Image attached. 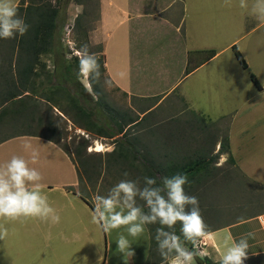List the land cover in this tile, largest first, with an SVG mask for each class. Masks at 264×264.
Listing matches in <instances>:
<instances>
[{
    "label": "crops",
    "instance_id": "crops-1",
    "mask_svg": "<svg viewBox=\"0 0 264 264\" xmlns=\"http://www.w3.org/2000/svg\"><path fill=\"white\" fill-rule=\"evenodd\" d=\"M19 2L13 0L16 6ZM98 14L92 34L101 45L105 77L140 106L154 101L153 106L140 111L142 115L137 111L139 121H144L147 128L163 125L168 130L164 137L156 133L148 138L150 146L159 147L151 154L153 158L173 166L175 170L168 175L197 171V161L213 158L209 171L214 172L228 157L219 154L226 132L235 167L260 187L256 206L263 205L264 210V22L242 9L240 0H231L230 6L224 0H99ZM233 47L242 55L247 69L241 67ZM226 50L232 51L235 60L229 56L218 62ZM202 51L215 55L204 60ZM15 61L0 58L3 65ZM209 66L218 71L209 78L217 84L209 90V100H214L219 109L217 115L198 108L193 100L203 88H211L209 79L203 87L197 76ZM251 75L260 88L251 81ZM174 97L185 104L184 110L158 118L173 107ZM200 115L207 121L199 120ZM221 118H227V130L222 122L214 128L208 123ZM26 123L13 125L9 115L0 121V129L23 128ZM25 144L31 149L26 150ZM32 150L39 154L36 163L31 162ZM13 156L25 158L29 167L40 172V190L60 221L0 218V229H7V237L0 240V264H156V245L151 244L154 225L146 226L139 238L128 237L134 256L121 253L116 241L120 233L127 236L126 230L105 233L93 222L95 203L78 194L79 170L59 145L33 136L0 140V165ZM198 172L195 176L204 175L203 169ZM197 197L200 209H204L202 198ZM208 233L194 250L199 258L220 263L234 239L251 233L245 262L263 264L259 261L264 258V211L208 229Z\"/></svg>",
    "mask_w": 264,
    "mask_h": 264
},
{
    "label": "trees",
    "instance_id": "trees-1",
    "mask_svg": "<svg viewBox=\"0 0 264 264\" xmlns=\"http://www.w3.org/2000/svg\"><path fill=\"white\" fill-rule=\"evenodd\" d=\"M62 2L63 0H57V4L53 6L47 0H30L28 2L23 0L17 8L19 14L25 17L26 23L31 26L28 33L23 37L17 36L14 39H0V51L4 47L3 43L7 42L5 44L7 51L0 54V57H4L7 61L16 58L14 64H0V79H3V81L0 80V121L9 115L11 121H27V132L10 138L33 136L44 138L59 145L68 154L71 161L77 165L80 178V166L83 169L95 167L94 160L89 157L84 158L89 142L84 136H81L78 143L74 144L72 152L66 147H62L60 142L64 137H62L59 126L53 122L55 108L63 115V120L70 121L75 128L86 132V134L111 140L114 149L107 152V169L113 163L114 166L120 167L123 171L125 169L132 174H137L136 179L142 176H150L156 178L157 183H160L163 177L174 176L168 175V172L174 169L172 165L168 162L158 161L151 155L154 154V149L159 147L146 144L148 138H154L156 133L159 137H164L168 132L166 127L162 125L156 129L147 128L144 121H139L138 115L132 109L123 110L111 106L106 95L100 90V82L91 81L89 83L91 92L81 83L77 75L78 60L75 59L77 62L76 71L72 68L70 61L66 62V52L62 48L61 42V32L64 25L59 23ZM25 3L27 5L24 7ZM62 20L65 22V17ZM78 21L76 22L77 25L79 24ZM99 48L98 53L101 52V45ZM233 51L241 67L247 69V64L240 52L235 47H233ZM200 53L204 55V60L215 55L213 51ZM45 56L52 60L53 71L46 75L47 86L43 87L42 84L36 82V79L40 77L37 72V67L41 65L40 59ZM97 57L101 65L102 80V76H105L103 56ZM251 80L260 88L255 76L251 75ZM59 100L65 101L68 106H59ZM43 107L45 110L42 109ZM56 117L61 119L60 116ZM219 154L228 155L227 164L235 165L230 155L226 132L221 139ZM212 160L213 158L205 162L204 158L203 161L199 160L195 163L199 167L197 171L194 169L187 170V178L192 181L189 186L196 184L193 190L188 191L189 194H196L198 191L195 189L198 186L203 182L212 180V171H209ZM200 169H203L204 175L195 176ZM222 171L224 172L223 178H226L228 174L225 173V170ZM179 228L180 225L177 224V234H179ZM152 237L151 244L154 247L156 243ZM186 246L192 248L190 244ZM151 255L152 252H150V258ZM155 259L156 264H162L159 254L156 253ZM195 259L198 264H214L208 259Z\"/></svg>",
    "mask_w": 264,
    "mask_h": 264
},
{
    "label": "clouds",
    "instance_id": "clouds-1",
    "mask_svg": "<svg viewBox=\"0 0 264 264\" xmlns=\"http://www.w3.org/2000/svg\"><path fill=\"white\" fill-rule=\"evenodd\" d=\"M231 0H224L230 6ZM240 7L247 10L258 21L264 22V0H240ZM30 25L19 14L13 0H0V39L9 40L25 36ZM79 60L78 77L84 80H101V65L95 53L90 52L87 44L77 53ZM104 86L111 87L109 79ZM26 150L31 149L25 144ZM38 152L31 151V162L36 163ZM128 173H124L127 177ZM42 176L35 168L29 167V161L20 156H13L0 165V218L9 221L21 218H51L59 223L60 217L49 205L47 197L40 190ZM188 178L183 174L163 177L160 183L150 176L136 180L122 179L113 185L106 195L95 197L93 222L105 233L121 228L127 236L120 233L116 241L117 249L128 256L135 252L128 237L139 238L146 226L158 225L154 240L156 251L162 264H192L194 250L201 239L207 236L208 226L204 221L199 200L185 191ZM142 201L143 205L138 204ZM145 209H147L145 211ZM180 225L179 234L176 232ZM251 233L234 239L224 252L220 264H245L249 258L248 238ZM7 237V229H0V240ZM190 244L193 250L186 245Z\"/></svg>",
    "mask_w": 264,
    "mask_h": 264
},
{
    "label": "rangeland",
    "instance_id": "rangeland-1",
    "mask_svg": "<svg viewBox=\"0 0 264 264\" xmlns=\"http://www.w3.org/2000/svg\"><path fill=\"white\" fill-rule=\"evenodd\" d=\"M22 1L23 0H20L18 6L21 5ZM24 1L28 2L30 0ZM47 1H49L53 6L57 4V0ZM97 3L99 4V0H63L62 2V9L60 11L61 15L59 17V23L64 25L61 32L62 48L64 52H66V62L70 61L72 64V68L75 69V71L77 63L76 60H78L77 53L83 45L87 44L90 52L95 53L96 56L101 55V52L98 53L100 51V43L97 41V39H93L92 34L93 31H95V29L97 28L98 23L99 14ZM26 5L27 3H25L24 7ZM63 17H65V22L62 20ZM77 20H79L78 25L76 24ZM5 44H7L6 41L3 43L4 47L0 51V54L6 53L7 46H5ZM229 56H231L232 59L235 60L232 51L226 50L224 53H222L218 62H222L223 59ZM42 59L43 62H40L41 65L37 67V72L40 77L36 79V82L38 84H42L43 87H46V75H48L49 72L53 71V62L50 57L47 56L42 57ZM46 61L48 62L44 63ZM47 67H49L50 69H47ZM210 68H212V71L209 72ZM213 68L214 67L211 66L205 67L197 75L199 77V82L203 83V87L207 85V79L213 76L215 77V74L218 73L217 69L214 70ZM231 71L226 70L224 72L227 74ZM209 74L210 76H208ZM78 78H80L79 80L87 88V90L91 92L89 81L84 80L82 77ZM105 79L109 78L102 76V80L99 81L101 84L100 90L106 95L107 101L113 107L123 110L127 108H133L135 109L136 114L138 111V114L142 115L140 111H143V109H148L155 103L154 101H148L142 106H140L137 104V102H135L134 99L129 98L126 94L119 91L112 82L111 87L104 86L103 82ZM208 81H210V79ZM208 84L211 88L208 90L206 88H203V91L199 94V96L194 97L193 100L197 103L198 108L207 109L213 115H217L219 114V109H217L215 101L213 100L211 102L209 100V90L211 91V89L214 88V86L216 87L217 84H215L214 78ZM173 99L175 103L173 107H170V109L172 108V111L169 109V111H167L166 113L159 115L160 117L158 118L168 117L169 114L171 116L176 115L177 113L179 114L182 110H184L185 104L180 103V99L178 100L177 97H174ZM58 105L62 107L68 106V104L65 101L63 102L62 100H59ZM42 109L45 110L44 107ZM54 114L53 115L55 117L53 118V122H55L56 125L59 126L62 132V137H64L60 142V145L62 147H66L67 149H69L70 152H72L74 149V144L78 143L81 136H84V138L87 139L89 142V147L86 148L84 158L89 157L91 158V160H94L95 167L83 169L82 166H80L81 177L79 186L77 187L78 194L84 199H86L87 202H89L90 204L95 203V197L97 195H106L108 190L122 179L136 180L137 174H132L128 170L126 171L125 169L123 171V169H121L120 167L114 166L113 163L110 165V168L107 169V152H111L114 149V145L111 144V140L86 134V132L75 128V126L70 121H64L63 115H61V113L55 108ZM204 115H200V119L203 118V121H207ZM56 116H60L61 119H58ZM138 117L140 116L138 115ZM220 120L221 121H219L218 119L215 122H211V120H208V123L210 122V126L214 128L217 123L220 124L222 122L223 128L227 130V118H221ZM12 123L16 124V126L19 125V122L17 120H12ZM198 126H201L200 123L198 124ZM23 132H27L26 127L24 126L23 128L12 127L10 129H0V140L21 134ZM96 144L102 146L103 151H95ZM146 144H149L148 141H146ZM227 159L228 157L223 160V165L219 170L216 169L214 172H212V180L203 182V184L197 187L198 192L196 194H189L188 192L190 190H193L196 187V184H194L193 187H190L191 185L189 186V184L192 181L188 180L189 183L185 185V191L188 195L196 197L200 196V198H202L201 202L204 204V209L201 212L204 221L208 226V229L218 228L219 226H221V224L223 225L227 222L241 221L250 216L255 215L256 213H259L260 211H264L261 209L263 205H258L259 207L256 206V204L259 203L260 200V195L256 192L260 190V187L247 180V178L243 176V174L237 169V167H235V165L233 166L229 163L227 164ZM222 170H225V173L228 174L226 178H223L224 172ZM124 173H128L127 177L124 176ZM138 204L143 205V202L138 201ZM146 210L147 209H145V211ZM157 227L158 225H154L155 230ZM189 250H192V248H190ZM195 258L199 257L195 255L193 258V263L198 264ZM205 259L206 258H203L201 260ZM259 262L264 264V258L261 259ZM245 264H253V262L247 261L245 262Z\"/></svg>",
    "mask_w": 264,
    "mask_h": 264
},
{
    "label": "bare ground",
    "instance_id": "bare-ground-1",
    "mask_svg": "<svg viewBox=\"0 0 264 264\" xmlns=\"http://www.w3.org/2000/svg\"><path fill=\"white\" fill-rule=\"evenodd\" d=\"M95 151H103V147L102 146H100L99 144H96V149H95Z\"/></svg>",
    "mask_w": 264,
    "mask_h": 264
}]
</instances>
